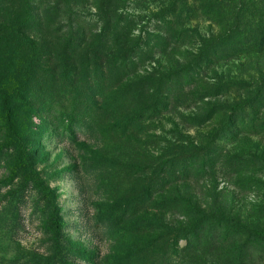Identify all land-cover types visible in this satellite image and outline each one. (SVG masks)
Returning a JSON list of instances; mask_svg holds the SVG:
<instances>
[{
    "label": "rangeland",
    "instance_id": "rangeland-1",
    "mask_svg": "<svg viewBox=\"0 0 264 264\" xmlns=\"http://www.w3.org/2000/svg\"><path fill=\"white\" fill-rule=\"evenodd\" d=\"M262 231L264 0H0V264H264Z\"/></svg>",
    "mask_w": 264,
    "mask_h": 264
},
{
    "label": "trees",
    "instance_id": "trees-1",
    "mask_svg": "<svg viewBox=\"0 0 264 264\" xmlns=\"http://www.w3.org/2000/svg\"><path fill=\"white\" fill-rule=\"evenodd\" d=\"M11 130L13 131V128H12ZM13 133H14V131H13ZM55 220H56V219H55ZM259 234L264 235V231L259 232Z\"/></svg>",
    "mask_w": 264,
    "mask_h": 264
}]
</instances>
